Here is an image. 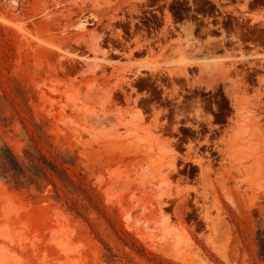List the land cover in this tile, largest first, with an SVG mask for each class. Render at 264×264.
Here are the masks:
<instances>
[{
  "label": "rangeland",
  "instance_id": "374dc122",
  "mask_svg": "<svg viewBox=\"0 0 264 264\" xmlns=\"http://www.w3.org/2000/svg\"><path fill=\"white\" fill-rule=\"evenodd\" d=\"M147 2L0 0V149L35 148L99 207L0 174V264H98L116 236L264 264V0H167L164 25Z\"/></svg>",
  "mask_w": 264,
  "mask_h": 264
},
{
  "label": "trees",
  "instance_id": "16d2710c",
  "mask_svg": "<svg viewBox=\"0 0 264 264\" xmlns=\"http://www.w3.org/2000/svg\"><path fill=\"white\" fill-rule=\"evenodd\" d=\"M27 152L30 157H28V164L25 165L19 162L6 146L0 149V174L8 179V183L12 185L13 189L19 190L32 185L39 189L40 184L44 182L52 187L56 202H63L60 191L69 196L81 192L85 196L88 206L98 211L99 207L92 191L75 185L64 169L56 167L51 160L46 159L35 148H30ZM65 198L64 205L67 206L69 213L74 214L76 218H82L81 211H88V208L80 204L77 199H69L67 196ZM109 224L111 225L110 222ZM116 237L122 248L114 249L106 243H101L103 252L98 264H170L151 256L128 236ZM125 248L128 251H124ZM259 249L260 256L264 259V243L261 241Z\"/></svg>",
  "mask_w": 264,
  "mask_h": 264
},
{
  "label": "flooded vegetation",
  "instance_id": "af4514ba",
  "mask_svg": "<svg viewBox=\"0 0 264 264\" xmlns=\"http://www.w3.org/2000/svg\"><path fill=\"white\" fill-rule=\"evenodd\" d=\"M148 7H144L142 8L143 11L147 10L150 11V14L155 15V19L162 23V25L165 24V17H164V13H165V6H167V0H148L147 2ZM146 16H148V14H146ZM136 25L137 27H141V29H143L144 31L148 32V34H150L151 36L153 35V33H156L155 31H153V29L151 27H153L152 24H150L146 19H141L139 22L136 21ZM129 27H131V24L128 25ZM182 25L175 23L173 24V27H168V31L170 30H174L176 31L177 29L179 30L181 28ZM164 27V26H162Z\"/></svg>",
  "mask_w": 264,
  "mask_h": 264
},
{
  "label": "bare ground",
  "instance_id": "6f19581e",
  "mask_svg": "<svg viewBox=\"0 0 264 264\" xmlns=\"http://www.w3.org/2000/svg\"><path fill=\"white\" fill-rule=\"evenodd\" d=\"M81 24H83V23H81ZM88 61H89V62H93V61H94V59H89ZM145 67H146V66H145Z\"/></svg>",
  "mask_w": 264,
  "mask_h": 264
}]
</instances>
